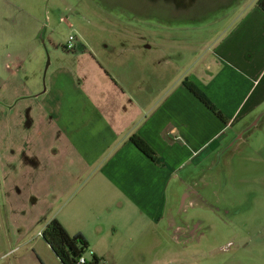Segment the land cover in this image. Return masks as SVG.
<instances>
[{
    "label": "rangeland",
    "instance_id": "obj_1",
    "mask_svg": "<svg viewBox=\"0 0 264 264\" xmlns=\"http://www.w3.org/2000/svg\"><path fill=\"white\" fill-rule=\"evenodd\" d=\"M255 1L0 0V162L6 173L4 185L0 181V248L9 264H60L37 235L51 217L68 232L80 231L87 243L82 256L90 260L93 254L98 264H264V116L198 165L192 180L182 179L168 196L170 219L166 212L157 228L144 232L124 231L111 211L97 220L69 210L84 178L77 164L67 172L60 163L30 171L8 167L18 142L12 117L27 106L22 95L39 80L48 58L41 39L64 49L72 34L108 68L113 61L146 60L149 73L160 65L172 74V66H189L194 53L197 59L209 52ZM23 235L38 240L46 257L25 246L9 251L8 240Z\"/></svg>",
    "mask_w": 264,
    "mask_h": 264
},
{
    "label": "crops",
    "instance_id": "obj_2",
    "mask_svg": "<svg viewBox=\"0 0 264 264\" xmlns=\"http://www.w3.org/2000/svg\"><path fill=\"white\" fill-rule=\"evenodd\" d=\"M249 6L214 39L209 52L197 59L194 53L189 66H172V74H165L160 65L149 73L146 60L113 61L110 71L79 41L65 50L47 37L41 39L47 42L48 58L37 73L39 80L22 95L27 106L12 117L18 142H13L17 150L13 148L8 167L30 171L60 163L67 172L77 164L84 178L69 199V210L97 220L101 212L111 211L124 231L157 228L166 212L169 220L168 196L173 197L182 179L192 180L198 165L264 116V12L255 2ZM184 78L221 111L224 122L182 85ZM130 134L153 150L158 163L129 141ZM185 168L187 173L179 175ZM4 175L0 162L2 185ZM75 232L82 235L77 230L68 233ZM27 239L23 235L8 240L9 251L25 246L46 257L38 240ZM5 253L0 248V264H9Z\"/></svg>",
    "mask_w": 264,
    "mask_h": 264
},
{
    "label": "trees",
    "instance_id": "obj_3",
    "mask_svg": "<svg viewBox=\"0 0 264 264\" xmlns=\"http://www.w3.org/2000/svg\"><path fill=\"white\" fill-rule=\"evenodd\" d=\"M255 5L264 12V0H256ZM182 85L197 98L213 115L224 122V115L221 111L190 81L182 79ZM129 141L151 161L158 163V157L153 150L137 135L130 134ZM40 237L43 242L49 247L54 257L60 264H79V257H83V252L86 249L87 243L84 237L75 232L69 234L65 231L62 225L54 218L49 219L40 231ZM84 262L80 264H97L98 259L93 254L90 260L83 257Z\"/></svg>",
    "mask_w": 264,
    "mask_h": 264
},
{
    "label": "built area",
    "instance_id": "obj_4",
    "mask_svg": "<svg viewBox=\"0 0 264 264\" xmlns=\"http://www.w3.org/2000/svg\"><path fill=\"white\" fill-rule=\"evenodd\" d=\"M76 37L73 36L72 34H68L67 35V38H66V41H65V44L62 46L65 50H72L74 48V45H75V42H76ZM40 231H37V235H40ZM77 262L80 264V263H83L84 260H83V257H79ZM98 264V263H97Z\"/></svg>",
    "mask_w": 264,
    "mask_h": 264
}]
</instances>
